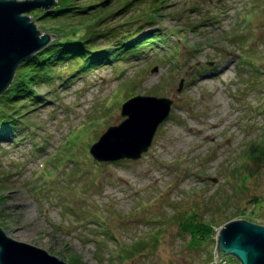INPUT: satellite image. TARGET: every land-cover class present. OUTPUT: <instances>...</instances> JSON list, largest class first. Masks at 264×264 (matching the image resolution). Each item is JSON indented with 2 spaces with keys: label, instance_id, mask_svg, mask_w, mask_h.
Instances as JSON below:
<instances>
[{
  "label": "rangeland",
  "instance_id": "obj_1",
  "mask_svg": "<svg viewBox=\"0 0 264 264\" xmlns=\"http://www.w3.org/2000/svg\"><path fill=\"white\" fill-rule=\"evenodd\" d=\"M129 1L60 0L100 17L89 36H106L92 51L140 31L161 42L80 72L49 69L0 141V226L66 264H240L217 263L216 235L241 219L264 226V163L243 157L251 141L264 144V0H164L157 12L154 0ZM36 10L31 21L51 32ZM137 96L171 101L147 152L97 162L89 149Z\"/></svg>",
  "mask_w": 264,
  "mask_h": 264
},
{
  "label": "water",
  "instance_id": "obj_2",
  "mask_svg": "<svg viewBox=\"0 0 264 264\" xmlns=\"http://www.w3.org/2000/svg\"><path fill=\"white\" fill-rule=\"evenodd\" d=\"M56 0H0V96L8 89L17 68L46 47L50 34H42L27 15L48 10ZM56 39V38H55ZM182 88L180 84L179 91ZM171 101L137 96L123 104L126 117L91 146L89 154L100 163L138 160L151 145L158 125L168 116ZM217 263L233 257L240 264H264V226L244 219L226 224L218 234ZM0 264H66L46 251L11 239L0 226Z\"/></svg>",
  "mask_w": 264,
  "mask_h": 264
},
{
  "label": "trees",
  "instance_id": "obj_3",
  "mask_svg": "<svg viewBox=\"0 0 264 264\" xmlns=\"http://www.w3.org/2000/svg\"><path fill=\"white\" fill-rule=\"evenodd\" d=\"M135 1L137 0L127 2L124 8L132 5ZM163 1L164 0H154L156 3V7L154 5L152 7L154 12H157L160 8H162V5L160 4H163ZM60 3V0H56V4L50 9L36 10L37 15H34V20L56 24L52 27L51 32L50 30H43L44 34H50L53 39L46 47L28 57L22 64L19 65L10 86L0 96V141L14 135V132H16L15 130L20 126L21 118L24 116V111L22 110H25V107L27 106L26 104L28 102L35 103L33 100L39 98L37 95L38 92H36L35 89L43 82L53 78V73L51 74L52 66H55L58 63H61V65L68 64L70 66H74L76 63H79L75 71L80 72L89 68H95L98 64H102L104 61L111 60L112 58L120 59L124 56V54H128L129 57H134L136 56L134 53L136 48H139L141 51L146 49V47L152 49L153 45L156 46L161 42L159 39L155 40V37L143 39V36L145 35L142 36L141 34L143 32L140 31L135 36L136 38L133 37L127 41L124 40L121 47L117 46L115 49L112 48L104 51L103 53L92 51V48L90 47L91 44L95 42V39L98 38V36H106L105 33L100 34L97 32L94 36H89V34L95 33L94 30L91 32L90 30L92 26L98 23L97 21H99L100 17L96 16L89 20L84 19L81 16L87 15L86 11H72L75 8L80 9V6L73 4V2L68 6H60ZM149 13L150 14L147 18L155 19L153 17L154 13ZM67 17H80L81 21L74 22V24L69 26L68 29L63 30L60 26V24H62L61 20ZM82 20H85V22ZM75 26H78L80 30L85 32V34L78 37V32L75 31L74 28ZM59 28H62L60 34L56 32V29ZM75 36L77 37L76 39L74 38ZM164 37L166 38V36H162V40L165 39ZM20 100H24L23 102H25V104L23 105ZM252 110L256 111L254 108H252ZM260 143L261 142L259 141L257 142L253 140L246 145V150L243 154L245 161L258 162L260 165L264 163V144L261 146ZM232 173L235 177H237L236 171H232ZM187 219L188 221H193L192 219ZM203 227L208 230L206 225H200L196 229L204 230Z\"/></svg>",
  "mask_w": 264,
  "mask_h": 264
},
{
  "label": "built area",
  "instance_id": "obj_4",
  "mask_svg": "<svg viewBox=\"0 0 264 264\" xmlns=\"http://www.w3.org/2000/svg\"><path fill=\"white\" fill-rule=\"evenodd\" d=\"M218 234H219V232H218V233H217V235H216V236H217V238H218Z\"/></svg>",
  "mask_w": 264,
  "mask_h": 264
},
{
  "label": "bare ground",
  "instance_id": "obj_5",
  "mask_svg": "<svg viewBox=\"0 0 264 264\" xmlns=\"http://www.w3.org/2000/svg\"><path fill=\"white\" fill-rule=\"evenodd\" d=\"M214 126H216V125H214Z\"/></svg>",
  "mask_w": 264,
  "mask_h": 264
}]
</instances>
